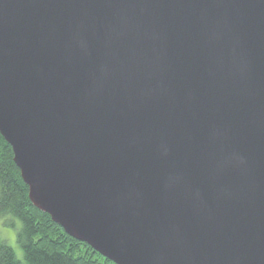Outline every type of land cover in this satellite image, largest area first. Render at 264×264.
I'll use <instances>...</instances> for the list:
<instances>
[{"label":"water","instance_id":"water-1","mask_svg":"<svg viewBox=\"0 0 264 264\" xmlns=\"http://www.w3.org/2000/svg\"><path fill=\"white\" fill-rule=\"evenodd\" d=\"M0 134L113 264H264V0H0Z\"/></svg>","mask_w":264,"mask_h":264},{"label":"trees","instance_id":"trees-1","mask_svg":"<svg viewBox=\"0 0 264 264\" xmlns=\"http://www.w3.org/2000/svg\"><path fill=\"white\" fill-rule=\"evenodd\" d=\"M27 191L11 147L0 134V218L9 217L10 225L13 219L19 221L16 237L23 258H16L13 248L0 238V264H113L88 244L64 234L48 214L30 204Z\"/></svg>","mask_w":264,"mask_h":264},{"label":"rangeland","instance_id":"rangeland-1","mask_svg":"<svg viewBox=\"0 0 264 264\" xmlns=\"http://www.w3.org/2000/svg\"><path fill=\"white\" fill-rule=\"evenodd\" d=\"M9 219V217H5V219L0 218V238H2L11 248H13L16 258L22 261V250L18 246L16 237V233L20 228L19 221L13 219V224L10 225L8 224ZM99 261L102 262V259Z\"/></svg>","mask_w":264,"mask_h":264}]
</instances>
